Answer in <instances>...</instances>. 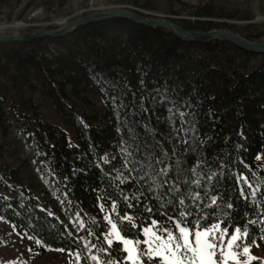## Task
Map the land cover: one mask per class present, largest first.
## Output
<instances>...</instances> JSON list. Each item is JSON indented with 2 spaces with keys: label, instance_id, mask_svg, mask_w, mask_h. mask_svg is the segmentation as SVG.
I'll list each match as a JSON object with an SVG mask.
<instances>
[{
  "label": "trees",
  "instance_id": "1",
  "mask_svg": "<svg viewBox=\"0 0 264 264\" xmlns=\"http://www.w3.org/2000/svg\"><path fill=\"white\" fill-rule=\"evenodd\" d=\"M34 2L52 11L67 0H29L27 7ZM21 3L0 0V9L11 20ZM191 8L195 20L172 21L190 30L228 29L255 41L264 36V22L217 20H253L248 8L223 11L210 2ZM36 95L73 134L44 119ZM11 127L61 214L81 218L82 236L97 256L105 254L107 215L135 242L144 240L142 228L152 221L174 228L184 211L192 213L185 221L190 228L206 217L202 225L225 221L230 232L247 225V242L264 236V54L223 39L186 41L124 17L60 37L0 42V132ZM165 165L169 176L151 179ZM162 179H178L179 192L162 195ZM196 191L202 201L189 196ZM213 196L218 203L206 207ZM124 214L131 219L121 220ZM0 220L43 249L74 252L81 245L80 236L25 183L21 166L6 159L1 143ZM109 249L124 254L120 241Z\"/></svg>",
  "mask_w": 264,
  "mask_h": 264
},
{
  "label": "rangeland",
  "instance_id": "2",
  "mask_svg": "<svg viewBox=\"0 0 264 264\" xmlns=\"http://www.w3.org/2000/svg\"><path fill=\"white\" fill-rule=\"evenodd\" d=\"M28 1L22 0V3L12 14L11 20L7 19V10L5 8L0 9V34L58 29L78 17L91 13L112 11L117 8H129L132 10L135 8L140 14L149 15L148 17L170 21L177 20L179 17L189 19L191 18V7L205 2L213 3L215 7L223 8V11L235 8H248L254 17L253 20L245 22L230 18H217V20L231 24L264 22V0H142L143 3L148 4L147 7H135L128 2L117 0H67L64 6L52 11H45L40 6H36V2L27 7ZM20 14L21 16H19ZM259 40L264 41V36ZM36 98L38 102H41L42 114L45 120L59 124L73 134L48 101H42L38 95H36ZM0 143L3 146L6 159L14 165L21 166V173L25 183L35 192L43 206L49 211L58 214L61 220L67 223L71 231L80 236L81 240L80 248L74 252L43 249L36 240L18 233L12 225L0 220V264H107L109 260L113 261L114 264H132L131 261L126 259V251H124L122 256L115 255L110 251L106 240V245L103 249L107 251L104 252L105 254L102 257L92 252L89 242L82 236L83 223L81 218L76 215L67 218L61 214V209L54 198V193L47 189L43 175L36 170L32 163V156L25 152L23 144L12 127L9 128L6 135L0 132ZM104 158L109 160L110 156L107 154ZM106 217L109 216L107 215ZM108 225L105 237L111 231L109 222ZM149 227H153V225L150 224L142 228L144 239H146L144 229ZM153 230L155 231L156 228L153 227ZM175 234L178 235V231ZM123 237L124 239H130ZM115 241L113 237V242ZM120 242L124 250L123 241ZM243 243L247 244L248 242L245 239ZM134 245L135 241H133ZM237 251H240V249H237ZM76 254H79V260H77ZM249 255L255 256L258 260L264 262V236L256 238L254 243L250 245ZM93 256L97 257V259L94 260ZM143 260L144 264H148L146 257ZM245 262L246 264L249 262L247 256L241 258L240 264H245ZM136 264H141L140 260H137ZM228 264H237V261L229 260Z\"/></svg>",
  "mask_w": 264,
  "mask_h": 264
},
{
  "label": "snow or ice",
  "instance_id": "3",
  "mask_svg": "<svg viewBox=\"0 0 264 264\" xmlns=\"http://www.w3.org/2000/svg\"><path fill=\"white\" fill-rule=\"evenodd\" d=\"M154 163L163 164L164 161L156 159ZM169 172L170 166L165 165L151 179H154L155 176L168 177ZM191 172L195 175L196 167H193ZM187 183H191V181ZM194 183L197 188L200 187L199 179H196ZM160 187L167 188V192L162 193V195H175L179 192L178 179H162ZM251 194L255 195L254 192ZM204 195L207 196V192ZM189 196L194 202L203 200L199 191L189 193ZM179 203L183 205L185 203L184 199H180ZM217 203V198L213 196L211 204L205 206L212 207ZM196 207H199V205H196ZM228 207H231V205H228ZM112 209L114 212L116 211L117 205L115 203H113ZM180 215L181 219L174 224V228L160 227L156 221H152V225L156 230L154 231L153 227L145 228L144 235L146 239L143 241L136 240L134 246L131 239H124L121 235L123 228L118 231L117 223L112 222L110 217H105L111 224V231L105 237V240L109 247H113V237L118 242L123 241L124 251L127 252L126 259L131 261L132 264H136L137 260L144 264L143 258L145 257L148 264H228L229 260L237 261V264H240L241 258L245 256H247L248 261L257 259L255 256L249 255L250 245L254 241L248 239L247 244L243 243L250 236L247 225L243 227L233 226L230 232L225 221H219L208 227L200 222V219H206V217H201L190 228L185 224V221L192 213L184 211ZM120 219L127 221L131 218L124 214ZM250 223L255 222L251 221ZM222 225L225 226L222 228ZM131 226L135 227V225ZM177 231L178 235L175 234ZM37 243H40V241H37ZM237 249H240V251H237ZM76 258L77 260L80 259L79 254H76ZM92 258L97 259L95 256ZM107 264H114V262L109 260Z\"/></svg>",
  "mask_w": 264,
  "mask_h": 264
},
{
  "label": "water",
  "instance_id": "4",
  "mask_svg": "<svg viewBox=\"0 0 264 264\" xmlns=\"http://www.w3.org/2000/svg\"><path fill=\"white\" fill-rule=\"evenodd\" d=\"M112 17H124L147 26L162 27L168 29L186 41H208L211 39H223L231 41L239 47L253 53L264 54V41L249 40L234 31L222 28L208 31L190 30L182 27L174 21L144 16L139 12L129 8H117L112 11L84 15L70 21L66 26L60 27L58 29H41L35 32H21L17 34H0V42L29 41L32 39L43 38L45 36L54 38L60 37L73 31L78 26Z\"/></svg>",
  "mask_w": 264,
  "mask_h": 264
},
{
  "label": "built area",
  "instance_id": "5",
  "mask_svg": "<svg viewBox=\"0 0 264 264\" xmlns=\"http://www.w3.org/2000/svg\"><path fill=\"white\" fill-rule=\"evenodd\" d=\"M179 18H180V17H179ZM179 18H178V19H179ZM181 18H183V17H181ZM185 19H186V18H185ZM189 19H191V20L193 21V20L196 19V17H194V16L191 15V18H189Z\"/></svg>",
  "mask_w": 264,
  "mask_h": 264
}]
</instances>
